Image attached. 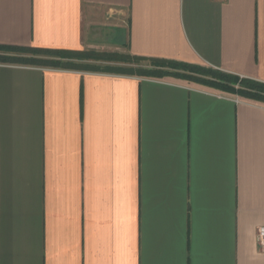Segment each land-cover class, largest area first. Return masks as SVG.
<instances>
[{
  "label": "crops",
  "instance_id": "crops-1",
  "mask_svg": "<svg viewBox=\"0 0 264 264\" xmlns=\"http://www.w3.org/2000/svg\"><path fill=\"white\" fill-rule=\"evenodd\" d=\"M0 45L124 48L264 83V0H0ZM263 225L264 103L0 63V264H264Z\"/></svg>",
  "mask_w": 264,
  "mask_h": 264
},
{
  "label": "trees",
  "instance_id": "trees-1",
  "mask_svg": "<svg viewBox=\"0 0 264 264\" xmlns=\"http://www.w3.org/2000/svg\"><path fill=\"white\" fill-rule=\"evenodd\" d=\"M129 59L141 60L144 59L139 56L129 54ZM120 55L116 53H109L95 50H60V49H46L33 47H17V46H1L0 45V62L15 63L22 65H32L40 67L51 68H65L96 71L97 68L86 64H78L69 61L76 60H119ZM64 59V60H63ZM158 68L146 71L145 75H152L156 77L162 76H176L185 79L198 81L207 84L211 87L220 89L222 91L234 92L240 97L264 102V83L250 79L239 77L233 74L221 72L218 70L205 69L198 66H193L185 63L155 60L150 59ZM167 67L166 69H162ZM182 71V72H179ZM188 71V72H187ZM142 73V72H141ZM192 73L206 74L214 76L215 78L204 79ZM209 73V74H208ZM143 74V73H142Z\"/></svg>",
  "mask_w": 264,
  "mask_h": 264
},
{
  "label": "rangeland",
  "instance_id": "rangeland-1",
  "mask_svg": "<svg viewBox=\"0 0 264 264\" xmlns=\"http://www.w3.org/2000/svg\"><path fill=\"white\" fill-rule=\"evenodd\" d=\"M109 53H116V54L120 55L121 58H119V60H93V59L76 60V59H70L69 61L74 62V63H78V64H86V65L94 66L95 68H97V70H96L97 72L116 73V74H122V75H132V76H141V77L142 76L143 77H156V76H152V75H145L146 71L158 68V66H156L154 63H152L150 61V59H141V60L129 59L128 57H126L129 55V53L126 52V50L124 48H122L119 51H111ZM0 63H4V62H0ZM13 64H15V63H13ZM37 66H39V65H37ZM166 68L167 67H163L162 69H166ZM179 72H182V71L179 70ZM211 75L210 74L204 75L202 73L200 74V76H206L207 78H212V77L215 78L214 76H211ZM215 89H217V88H215ZM217 90H219L221 92H225L226 94L237 95L234 92L222 91L220 89H217ZM237 96H239V95H237ZM243 98H245V97H243ZM245 99H248V98H245ZM249 100H252V99H249ZM253 101H256V100H253ZM257 102H261V101H257ZM261 103H264V102H261Z\"/></svg>",
  "mask_w": 264,
  "mask_h": 264
},
{
  "label": "built area",
  "instance_id": "built-area-1",
  "mask_svg": "<svg viewBox=\"0 0 264 264\" xmlns=\"http://www.w3.org/2000/svg\"><path fill=\"white\" fill-rule=\"evenodd\" d=\"M257 245L261 252H264V225L260 226L256 231Z\"/></svg>",
  "mask_w": 264,
  "mask_h": 264
}]
</instances>
